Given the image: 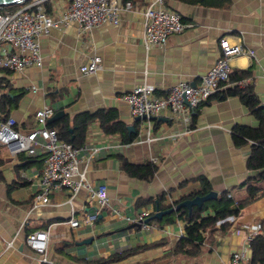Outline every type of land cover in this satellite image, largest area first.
Wrapping results in <instances>:
<instances>
[{"label":"crops","instance_id":"obj_1","mask_svg":"<svg viewBox=\"0 0 264 264\" xmlns=\"http://www.w3.org/2000/svg\"><path fill=\"white\" fill-rule=\"evenodd\" d=\"M49 1L50 14H55L71 0ZM118 1L121 5L130 2ZM136 1L132 10L122 12L118 26L101 25L87 33H81L77 23L66 31L52 29L41 42V68H28L23 73L0 69V116L5 115L2 100L19 95L17 105L12 102L11 106L9 100L6 105L23 135L35 128V113L46 105L63 108L71 119L113 110L127 128L135 129L129 133L137 135L133 143L123 145L120 135H106L99 121L89 127L82 147L99 148L100 153L88 161V152L82 151L80 171L95 187H107L110 205L101 210V223L97 220L75 229L68 224L73 212L81 219L100 211L89 191L82 188L73 197L68 191L55 192L50 204L34 206L45 155L12 156L0 145V264H45L26 243L28 235L40 230L49 233L48 258L54 264H75L68 256L75 251L66 249L60 254L56 247L72 242L78 245L91 237L95 240L86 245L87 250L96 251L99 257L154 245L116 264H228L232 254L247 245L246 238L255 224L264 220L263 198L241 217L229 218L227 228H221L224 222L218 224L212 236L207 234L200 254L188 256L176 249L185 234L186 221L178 217L170 224L155 220L150 230H144L129 229L133 222L112 218L114 210L132 219L143 211L154 215L152 204L138 209L137 201H157L165 194L167 203L174 204L201 190L200 178L210 182L218 197L229 191L230 197L244 198L251 175L247 167L251 147H237L232 131L236 126L256 128L260 124L238 96L222 99L224 90H220L195 110L189 132L149 142L150 137L173 135L184 126L174 124L167 115L137 121L122 99L135 85L148 84L157 94L165 95L180 82L199 83L220 56L219 42L226 37L232 44L241 40L256 57L242 55L232 61V73L251 70L252 74L230 86H252L264 106V0H209L211 5L203 0H166V7L178 12L188 27L171 36L164 47L150 49L143 43L141 18L150 0ZM95 57L101 59V68L94 74L83 73L81 68ZM120 156L136 165L157 164L158 172L148 182L132 178L123 170ZM212 214V210L205 212V216ZM10 242L14 245L7 248ZM249 255L251 259L250 247Z\"/></svg>","mask_w":264,"mask_h":264},{"label":"built area","instance_id":"obj_2","mask_svg":"<svg viewBox=\"0 0 264 264\" xmlns=\"http://www.w3.org/2000/svg\"><path fill=\"white\" fill-rule=\"evenodd\" d=\"M46 1L48 0H30L15 12L5 11L6 7L0 6V69L23 73L28 68H41L44 61L41 42L52 29L66 31L72 23H77L80 32L87 33L101 25L118 26L122 12L125 9H133L131 2L121 5L118 0H71L68 7L58 13L49 14L44 5ZM141 18L143 43L147 49L164 47L171 36L182 34L188 27L178 12L166 7L164 0H150L141 11ZM219 46L220 56L212 69L200 77L199 83L180 82L171 87L165 95L157 94L148 84H139L122 96L135 118L150 120L152 117L167 115L174 124L184 126L182 131L173 135L150 137L149 142L169 137L179 138L189 132L195 110L220 90L230 87L232 61L242 55L256 58L255 52L246 48L241 40L232 44L223 37ZM100 68L101 59L95 57L83 66L81 71L94 74ZM262 76L264 77V72ZM54 115V110L49 105L37 110V125L25 135L16 129V119L10 117L6 122L0 123V145L6 146L12 156L20 153L36 156L38 152L45 155L44 167L38 178V192L34 196V206L50 204V197L55 192L68 191L73 197L84 188L89 191L100 211L93 215H84L81 219L74 217L73 212L68 224L74 229L93 225L101 215V210L109 207L110 197L105 185L95 187L86 179L85 172L80 171V164L84 160L81 153L87 151L89 161L100 153V149H87L86 146L78 148L60 140L58 132L49 127V121ZM148 217L149 211H143L134 219L122 215L117 210H114L112 215L116 221L141 223L144 230L151 228V225L145 222ZM263 231L262 223L255 224L246 238L247 245L235 251L228 264H248L250 242L255 235ZM26 243L32 251L41 256L43 263L54 264L48 258L47 231L31 233L26 237ZM13 245L14 243L10 242L7 248Z\"/></svg>","mask_w":264,"mask_h":264},{"label":"trees","instance_id":"obj_3","mask_svg":"<svg viewBox=\"0 0 264 264\" xmlns=\"http://www.w3.org/2000/svg\"><path fill=\"white\" fill-rule=\"evenodd\" d=\"M127 1H130L132 4L137 2L136 0H124L125 3ZM201 2L205 5H211L209 0H203ZM19 8H21V5H14L4 8V10L15 12ZM45 8L49 14L52 12V4L49 0L45 2ZM251 74V70L246 72H233L231 74L230 83L246 80ZM240 86L241 85L237 84L222 89L224 91L220 98L226 99L230 96H238L242 103L252 114H254L260 123L256 128L236 126L232 131L233 142L237 147H243L246 145H250L251 147V153L247 161V167L251 175L245 183L247 188L246 196L237 200L233 196L230 197L229 191H225L220 194L216 200L207 202L202 209L195 207L191 214H189L187 209H181L179 212H174L158 221L159 223L170 224L174 223L176 217H178L187 222L185 234L178 242L176 249L188 256L200 254L201 245L206 241L207 234H211L212 236L218 229L219 223L224 222L221 228L223 226L224 228H227L229 223L226 221H228L229 218L233 217L236 219L241 217L246 212H249L254 204L264 198V106L261 104L252 86ZM19 98L20 96L18 95L13 100L9 97L2 100L1 109L2 113L5 112V115L3 117L2 115L0 116V123L6 122L10 118L9 106L6 105V100H9L10 105L12 102L14 105H17ZM53 110L54 113L57 114L58 112H62L63 108L55 107ZM96 121H99L100 126L106 135H120L123 145L131 144L137 138L135 133H129L127 126L120 121L117 112L113 110H101L94 114L83 113L76 115L73 119L68 115H64L56 122H50L49 127L58 132L60 140L72 144L74 147L81 148L85 144L89 127ZM120 159L122 161L123 170L130 177L136 178L140 181L148 182L152 180L158 172V165L152 162L136 165L130 163L122 156H120ZM199 181L202 186L201 190L180 199L174 204H168L166 201V195L163 194L157 201H152L151 199H139L136 203V207L140 209L152 204L156 212L167 211L176 207L182 201L193 199L197 196H205L213 191L210 182L206 178H200ZM208 210H212L213 214L205 216V212ZM151 216L153 215H150V217ZM102 221L103 218L100 220L98 219L96 223H101ZM260 223L264 225V220L260 221ZM149 224H151V222ZM96 237L99 238L100 236L97 235ZM153 246L154 245L138 247L136 249H129L122 252H114L107 257H99L96 251H88V246H79L77 245V242L69 244L63 243L61 246L56 247L55 250L60 254H63L66 249L75 251V255H68L69 259L75 264H116ZM250 248L252 250V258L248 264H264V231L254 236L253 240L250 242ZM193 249H196V251Z\"/></svg>","mask_w":264,"mask_h":264},{"label":"water","instance_id":"obj_4","mask_svg":"<svg viewBox=\"0 0 264 264\" xmlns=\"http://www.w3.org/2000/svg\"><path fill=\"white\" fill-rule=\"evenodd\" d=\"M30 0H0V6H4V7H9V6H14V5H22L26 2H28ZM64 112H58L57 114L54 115V117L52 119H50L49 122H53L56 121L58 119H60L61 117L64 116ZM142 119H146V118H137V121H140ZM157 118L152 117L150 120H155ZM129 132H135V129L130 126L128 127ZM218 198V193L215 191H212L211 193H209L208 195L205 196H197L193 199H188L185 201L180 202L176 207L169 209L167 211H157L153 216L147 218L145 220L146 223H150L152 221L155 220H162L165 216L170 215L174 212H179L181 209H187L189 211V214L192 213L193 209L196 207L198 209H202L203 206L210 201L216 200ZM133 228H142L141 223H134L132 224L129 229H133ZM95 237H91L88 239H85L81 242L78 243V245H90L94 242Z\"/></svg>","mask_w":264,"mask_h":264}]
</instances>
